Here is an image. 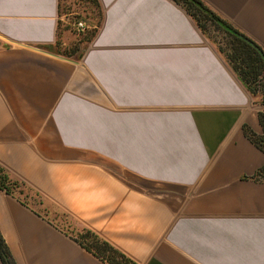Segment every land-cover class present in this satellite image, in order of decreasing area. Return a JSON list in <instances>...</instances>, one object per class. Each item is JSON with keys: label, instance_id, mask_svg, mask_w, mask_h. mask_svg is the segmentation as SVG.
Returning a JSON list of instances; mask_svg holds the SVG:
<instances>
[{"label": "crops", "instance_id": "0c3cea01", "mask_svg": "<svg viewBox=\"0 0 264 264\" xmlns=\"http://www.w3.org/2000/svg\"><path fill=\"white\" fill-rule=\"evenodd\" d=\"M201 1L264 53V0ZM97 2L66 51L60 0H0V166L27 192L0 189L15 264H106L62 218L137 264H264L246 133L264 131L262 94L175 1Z\"/></svg>", "mask_w": 264, "mask_h": 264}, {"label": "trees", "instance_id": "16d2710c", "mask_svg": "<svg viewBox=\"0 0 264 264\" xmlns=\"http://www.w3.org/2000/svg\"><path fill=\"white\" fill-rule=\"evenodd\" d=\"M99 14V5L97 0H89ZM180 4L188 15L195 21L200 31L207 36V31L211 27L219 30L228 38L227 48L220 52L226 58V61L237 74L240 81L247 90L253 95L262 94L264 107V53L261 48L246 36L240 33L232 25L218 16L201 0H173ZM255 45V46H254ZM261 121L264 127V113ZM246 133L250 140L264 151V131L262 134H254L248 130ZM257 175L264 178V164L258 170ZM0 189L8 194H17L22 196L26 188L24 185L9 177L6 171L0 166ZM19 189L18 193L15 192ZM27 196V192L24 194ZM40 203V201H39ZM67 224L64 226L69 231L74 240L84 249L106 264H137L134 260L126 256L120 250L112 246L107 241L100 238L93 231L82 229H69L68 219L62 218ZM0 260L2 264H15V261L0 234Z\"/></svg>", "mask_w": 264, "mask_h": 264}, {"label": "rangeland", "instance_id": "374dc122", "mask_svg": "<svg viewBox=\"0 0 264 264\" xmlns=\"http://www.w3.org/2000/svg\"><path fill=\"white\" fill-rule=\"evenodd\" d=\"M60 14L64 15V21L60 22V33L64 30L67 34L66 36L69 38L68 45L64 47L66 51H72L78 48V43L86 39L88 32L94 30L92 26L98 25L100 19L99 14L89 0H60ZM78 20L84 22V27L81 30H77L74 26ZM207 36L219 52L227 48L228 38L223 32L210 27L207 31ZM18 191L19 189L15 190L16 193ZM25 193L26 191L24 190L23 197H26L24 196Z\"/></svg>", "mask_w": 264, "mask_h": 264}, {"label": "built area", "instance_id": "2783aa9c", "mask_svg": "<svg viewBox=\"0 0 264 264\" xmlns=\"http://www.w3.org/2000/svg\"><path fill=\"white\" fill-rule=\"evenodd\" d=\"M74 26L77 28V30H81L84 27V22L82 20H78L75 22Z\"/></svg>", "mask_w": 264, "mask_h": 264}, {"label": "water", "instance_id": "95a60500", "mask_svg": "<svg viewBox=\"0 0 264 264\" xmlns=\"http://www.w3.org/2000/svg\"><path fill=\"white\" fill-rule=\"evenodd\" d=\"M255 46V45H254Z\"/></svg>", "mask_w": 264, "mask_h": 264}]
</instances>
